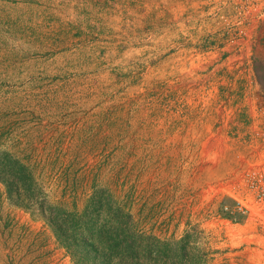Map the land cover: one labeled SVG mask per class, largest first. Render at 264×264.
<instances>
[{
  "label": "rangeland",
  "instance_id": "374dc122",
  "mask_svg": "<svg viewBox=\"0 0 264 264\" xmlns=\"http://www.w3.org/2000/svg\"><path fill=\"white\" fill-rule=\"evenodd\" d=\"M263 21L264 0H0V149L69 210L112 194L203 264H264L258 225L217 219L231 119L264 100ZM0 264H77L1 181Z\"/></svg>",
  "mask_w": 264,
  "mask_h": 264
},
{
  "label": "trees",
  "instance_id": "16d2710c",
  "mask_svg": "<svg viewBox=\"0 0 264 264\" xmlns=\"http://www.w3.org/2000/svg\"><path fill=\"white\" fill-rule=\"evenodd\" d=\"M0 181L14 203L40 210L77 264H203L189 232L167 239L147 233L112 194L89 198L82 210L52 202L29 156L0 149Z\"/></svg>",
  "mask_w": 264,
  "mask_h": 264
},
{
  "label": "built area",
  "instance_id": "2783aa9c",
  "mask_svg": "<svg viewBox=\"0 0 264 264\" xmlns=\"http://www.w3.org/2000/svg\"><path fill=\"white\" fill-rule=\"evenodd\" d=\"M227 138L239 145L232 172L219 180L220 211L225 225L255 223L264 232V100L237 107ZM236 109L233 110V113Z\"/></svg>",
  "mask_w": 264,
  "mask_h": 264
},
{
  "label": "crops",
  "instance_id": "0c3cea01",
  "mask_svg": "<svg viewBox=\"0 0 264 264\" xmlns=\"http://www.w3.org/2000/svg\"><path fill=\"white\" fill-rule=\"evenodd\" d=\"M254 35L256 37V41L258 45L257 52H260L263 49L262 45H264V21L262 25H260V22L257 23V29L256 32H254Z\"/></svg>",
  "mask_w": 264,
  "mask_h": 264
}]
</instances>
